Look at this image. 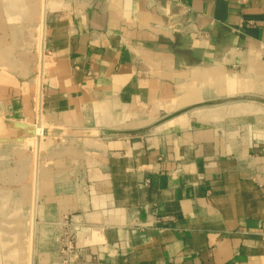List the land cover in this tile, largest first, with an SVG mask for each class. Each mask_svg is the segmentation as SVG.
<instances>
[{
	"label": "crops",
	"instance_id": "obj_1",
	"mask_svg": "<svg viewBox=\"0 0 264 264\" xmlns=\"http://www.w3.org/2000/svg\"><path fill=\"white\" fill-rule=\"evenodd\" d=\"M0 119L39 142L0 264H264V0H0Z\"/></svg>",
	"mask_w": 264,
	"mask_h": 264
},
{
	"label": "rangeland",
	"instance_id": "obj_2",
	"mask_svg": "<svg viewBox=\"0 0 264 264\" xmlns=\"http://www.w3.org/2000/svg\"><path fill=\"white\" fill-rule=\"evenodd\" d=\"M16 132L19 130L12 120L0 119V248L21 245V254L26 257V254L29 256V224L34 203L30 197L25 200L18 199V195L22 196L25 190L19 181H28L34 174L36 176L34 168L39 142L37 138H26L27 135L23 133L24 137L20 139L21 135ZM37 133H40V129ZM26 225L27 230L23 229ZM18 250L16 248V253L20 252Z\"/></svg>",
	"mask_w": 264,
	"mask_h": 264
},
{
	"label": "built area",
	"instance_id": "obj_3",
	"mask_svg": "<svg viewBox=\"0 0 264 264\" xmlns=\"http://www.w3.org/2000/svg\"><path fill=\"white\" fill-rule=\"evenodd\" d=\"M74 236L70 232H65L62 236V247L60 255L62 264H78L80 250L75 247Z\"/></svg>",
	"mask_w": 264,
	"mask_h": 264
},
{
	"label": "water",
	"instance_id": "obj_4",
	"mask_svg": "<svg viewBox=\"0 0 264 264\" xmlns=\"http://www.w3.org/2000/svg\"><path fill=\"white\" fill-rule=\"evenodd\" d=\"M14 126L15 127H17V128H19L20 127V125L19 124H14ZM22 128H23V132L25 133V136L28 134V129L27 128H25L24 126H22ZM28 136V135H27ZM24 136H22L21 135V137H20V139H22Z\"/></svg>",
	"mask_w": 264,
	"mask_h": 264
},
{
	"label": "bare ground",
	"instance_id": "obj_5",
	"mask_svg": "<svg viewBox=\"0 0 264 264\" xmlns=\"http://www.w3.org/2000/svg\"><path fill=\"white\" fill-rule=\"evenodd\" d=\"M39 130V129H38ZM37 169V168H36ZM36 177V176H35ZM36 179V178H35ZM34 205V204H33ZM34 212V211H33ZM32 215V217L31 218H33V213L31 214ZM30 225V224H29ZM32 226V225H31ZM29 230H30V228H29ZM32 242V241H31ZM31 244V243H30ZM32 246V245H31ZM32 251V250H31ZM30 251V252H31ZM32 257V256H31ZM31 262H32V259H31Z\"/></svg>",
	"mask_w": 264,
	"mask_h": 264
}]
</instances>
